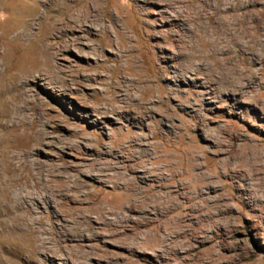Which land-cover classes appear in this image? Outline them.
Returning <instances> with one entry per match:
<instances>
[{
  "label": "rangeland",
  "instance_id": "rangeland-1",
  "mask_svg": "<svg viewBox=\"0 0 264 264\" xmlns=\"http://www.w3.org/2000/svg\"><path fill=\"white\" fill-rule=\"evenodd\" d=\"M0 264H264V0H0Z\"/></svg>",
  "mask_w": 264,
  "mask_h": 264
}]
</instances>
